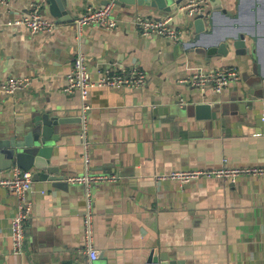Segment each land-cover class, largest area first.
Returning a JSON list of instances; mask_svg holds the SVG:
<instances>
[{
    "label": "crops",
    "instance_id": "obj_1",
    "mask_svg": "<svg viewBox=\"0 0 264 264\" xmlns=\"http://www.w3.org/2000/svg\"><path fill=\"white\" fill-rule=\"evenodd\" d=\"M41 0H0V80L32 78L29 89L0 96V129L17 131L37 115L79 111L78 93L62 88L78 49L70 24L87 6L110 0H67L69 20L51 33L32 34L10 22ZM237 0H227L235 12ZM46 10V12L44 11ZM45 17L56 20L43 7ZM163 16L147 5H118L117 28L85 29L80 49L91 74L135 66L147 75L146 85L92 88L87 96L88 137L92 170L118 175L115 182L93 188L95 247L93 264H144L150 251L165 252L183 264H264V175L236 181L197 178L187 183L155 179L174 170L222 166H264V99L240 110L234 101L244 88L243 74L253 76L254 55L206 58L189 46L192 33L181 14L179 42L143 37L132 25L137 15ZM219 23L225 19L217 17ZM235 66L241 81L221 93H200L185 80L198 69ZM207 102L218 105L216 118L198 120L181 108ZM168 108L167 113L154 112ZM221 107L226 108L225 113ZM80 124L59 128L50 168L65 174L64 182L39 180L31 186V216L21 254L11 253L9 228L17 202L0 185V264H86L82 214L84 188L66 176L83 172ZM0 170V180L13 168ZM33 174L35 170L30 169ZM34 177V175H33Z\"/></svg>",
    "mask_w": 264,
    "mask_h": 264
},
{
    "label": "built area",
    "instance_id": "obj_2",
    "mask_svg": "<svg viewBox=\"0 0 264 264\" xmlns=\"http://www.w3.org/2000/svg\"><path fill=\"white\" fill-rule=\"evenodd\" d=\"M117 4L110 0L102 6H87L84 11L71 22L70 26L75 34L78 49L74 56L70 70L65 76V84L62 88L65 93H78L81 100L80 108V158L83 164V172L68 175L65 181L69 184L82 185L84 188V211L82 214V239L83 250L87 254V263L93 264L98 258V250L95 247L94 229V199L93 188L103 182H115L118 175L108 172H95L92 170L91 140L88 137V111L87 96L92 88L121 89L128 88L138 90L147 83V75L138 66L129 69H106L94 77L89 69L86 55L80 49V41L88 27H99L106 30L115 29L120 25L119 18L115 15ZM208 4L205 0H185L177 8L164 16L155 17L137 14L132 18V25L145 38L160 37L177 43L183 34V28L174 23V16L181 12L200 14ZM43 4L40 1L33 2L30 7L20 13L9 23L11 26H24L32 34L51 33L57 26L54 19L45 17L42 13ZM32 78L27 76H9L0 80V96H12L17 92L29 89ZM191 87L200 93L212 90L221 93L232 83L241 81V73L235 66L219 69H198L191 73L185 80ZM224 163L226 161L224 160ZM222 164L216 168L174 170L165 174H157L158 181L171 180L187 183L197 178H218L225 181H236L240 176H263L264 166H227ZM33 184V172L15 167L6 179L0 180V185L13 194L17 202L16 212L10 220L9 240L11 253L18 255L23 253L26 241V226L31 216L33 200L29 196Z\"/></svg>",
    "mask_w": 264,
    "mask_h": 264
},
{
    "label": "water",
    "instance_id": "obj_3",
    "mask_svg": "<svg viewBox=\"0 0 264 264\" xmlns=\"http://www.w3.org/2000/svg\"><path fill=\"white\" fill-rule=\"evenodd\" d=\"M48 14L57 23L69 20L67 0H41ZM118 5L143 6L158 11L163 16L176 12L185 0H114ZM208 4L200 14L181 12L182 20L190 27L192 37L189 46L206 58L227 56L233 51L237 56L254 55L253 76L243 74L245 81L241 94L234 100L240 110L256 106L264 99V0H237L235 12L228 11L227 0H205ZM108 3V1H107ZM225 19L219 23L217 17ZM167 113L168 108H155L154 112ZM218 105L198 102L181 108L182 113L198 120L216 118ZM225 113L226 108L221 107ZM80 112L68 111L64 115L50 111L37 115L27 126L5 133L0 129V170L12 166L23 170H35L39 180L61 181L65 174L50 168L53 146L52 140L59 138V128L66 123L80 124ZM80 133V127L78 134ZM144 264H183L165 252L152 250Z\"/></svg>",
    "mask_w": 264,
    "mask_h": 264
},
{
    "label": "rangeland",
    "instance_id": "obj_4",
    "mask_svg": "<svg viewBox=\"0 0 264 264\" xmlns=\"http://www.w3.org/2000/svg\"><path fill=\"white\" fill-rule=\"evenodd\" d=\"M46 12V10H44Z\"/></svg>",
    "mask_w": 264,
    "mask_h": 264
}]
</instances>
